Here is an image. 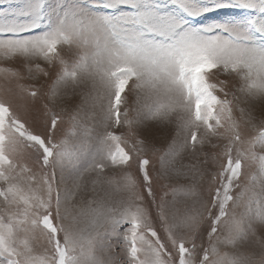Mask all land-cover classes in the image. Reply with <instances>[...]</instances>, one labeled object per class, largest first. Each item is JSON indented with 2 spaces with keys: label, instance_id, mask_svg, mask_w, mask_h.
<instances>
[{
  "label": "snow or ice",
  "instance_id": "6c2138e0",
  "mask_svg": "<svg viewBox=\"0 0 264 264\" xmlns=\"http://www.w3.org/2000/svg\"><path fill=\"white\" fill-rule=\"evenodd\" d=\"M0 264H264V0H0Z\"/></svg>",
  "mask_w": 264,
  "mask_h": 264
}]
</instances>
